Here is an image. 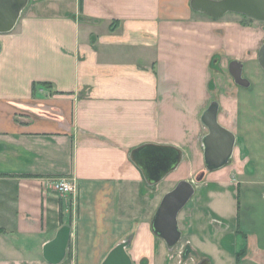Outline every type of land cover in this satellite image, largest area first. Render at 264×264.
<instances>
[{
  "label": "crops",
  "instance_id": "1",
  "mask_svg": "<svg viewBox=\"0 0 264 264\" xmlns=\"http://www.w3.org/2000/svg\"><path fill=\"white\" fill-rule=\"evenodd\" d=\"M189 4L29 0L0 34V264H52L43 250L62 227L57 264H102L125 241L131 264H264V27ZM232 61L249 86L234 83ZM211 102L235 144L208 172L200 117ZM144 145L182 153L156 184L131 160ZM199 172L168 251L152 218ZM57 179L74 192H54Z\"/></svg>",
  "mask_w": 264,
  "mask_h": 264
},
{
  "label": "water",
  "instance_id": "2",
  "mask_svg": "<svg viewBox=\"0 0 264 264\" xmlns=\"http://www.w3.org/2000/svg\"><path fill=\"white\" fill-rule=\"evenodd\" d=\"M29 0H0V34L12 32ZM192 11L211 19H220L227 14H237L264 23V0H190ZM257 63L264 72V40L258 50ZM243 65L232 61L228 73L234 83L241 87L249 86L242 77ZM218 104L211 102L200 117L207 134L201 139L205 170L217 171L225 167L231 159L235 144L234 135L218 123ZM182 153L169 146L144 145L131 152V160L142 171L149 184H156L180 164ZM200 174L196 181H201ZM194 195L192 182L180 181L175 188L164 195L151 224V233L162 240L168 251L179 244L182 233L179 230L177 216ZM69 241V228L62 227L54 240L44 247V258L52 263L61 262ZM128 242L116 246L102 264H131L124 249ZM188 254L185 251L184 257ZM204 264V263H202Z\"/></svg>",
  "mask_w": 264,
  "mask_h": 264
},
{
  "label": "built area",
  "instance_id": "3",
  "mask_svg": "<svg viewBox=\"0 0 264 264\" xmlns=\"http://www.w3.org/2000/svg\"><path fill=\"white\" fill-rule=\"evenodd\" d=\"M52 190L58 194H71L75 190V184L72 180L57 179L52 182Z\"/></svg>",
  "mask_w": 264,
  "mask_h": 264
},
{
  "label": "rangeland",
  "instance_id": "4",
  "mask_svg": "<svg viewBox=\"0 0 264 264\" xmlns=\"http://www.w3.org/2000/svg\"><path fill=\"white\" fill-rule=\"evenodd\" d=\"M245 17V16H244ZM246 18V17H245ZM246 21L248 20V21H252V20H250V19H245ZM253 22V21H252ZM256 24H258V29H259V31H261L262 30V28L264 27V23L263 22H260V21H257V23ZM200 175V172L198 173V174H196L195 176H193V178H192V184H193V186L194 185H196V177H198Z\"/></svg>",
  "mask_w": 264,
  "mask_h": 264
},
{
  "label": "trees",
  "instance_id": "5",
  "mask_svg": "<svg viewBox=\"0 0 264 264\" xmlns=\"http://www.w3.org/2000/svg\"><path fill=\"white\" fill-rule=\"evenodd\" d=\"M82 0H80V2H81ZM242 18H244V19H251V18H248V17H244V16H241ZM42 85H45V84H42Z\"/></svg>",
  "mask_w": 264,
  "mask_h": 264
}]
</instances>
